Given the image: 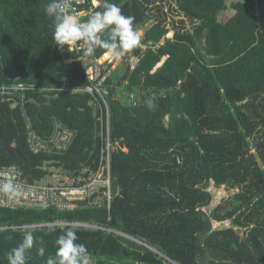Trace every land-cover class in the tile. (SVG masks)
<instances>
[{
    "label": "trees",
    "instance_id": "16d2710c",
    "mask_svg": "<svg viewBox=\"0 0 264 264\" xmlns=\"http://www.w3.org/2000/svg\"><path fill=\"white\" fill-rule=\"evenodd\" d=\"M98 1L102 10L104 0ZM171 1L196 23L173 38L163 19L153 20V0H109L134 18L138 30L154 21L141 39L147 51H132L136 67L119 64L107 82L111 96L133 92L139 100L136 107L111 101L112 135L128 150L113 155L111 207L87 201L63 211L0 207V264H8V252L28 230L43 241L28 260L46 264L55 256L56 238L70 226L13 227L56 221L89 223L142 242L70 227L96 264H264V0L232 4L236 14L226 21L219 16L227 0ZM50 2L0 0V88L59 90L26 92L24 102L22 93L0 94V168H18L31 182L48 178L51 163L70 175L95 170L99 154L92 98L80 91L90 82L83 64L66 62L56 46L45 14ZM56 120L75 132L72 145L60 155L35 153L30 131L47 138ZM211 183L239 190L229 201L233 210L205 211L213 201ZM227 220L232 227L213 229ZM41 246L44 256L36 251Z\"/></svg>",
    "mask_w": 264,
    "mask_h": 264
},
{
    "label": "built area",
    "instance_id": "2783aa9c",
    "mask_svg": "<svg viewBox=\"0 0 264 264\" xmlns=\"http://www.w3.org/2000/svg\"><path fill=\"white\" fill-rule=\"evenodd\" d=\"M70 10L74 9L81 14L82 19H86L91 13L100 11L99 6L94 0H68ZM168 38L169 34L167 35ZM162 43L157 45L154 49H160ZM68 46L62 53L66 54V62H81L85 68L89 86L80 90L87 93L92 98V104L97 113V139H98V160L96 169L92 171L85 170L79 175H70L67 171L59 169L61 174L49 175L48 178L52 180H40L31 182L25 174L15 167L0 168V179H3V174L14 170L17 174L18 181L22 184L26 195L23 199L18 201L8 200L3 194H0V207L3 208H57L58 210H75L79 207H84L85 202H88L90 206H108L111 207L115 195L114 181L112 175V160L113 155L118 150L127 152V148L123 147L120 142L112 135V111L111 101H122L126 104H130L133 107L138 106L139 100L135 93H130L126 96H122L120 93L111 96L109 90L108 79L114 71V61L110 58L105 60V55L99 56L97 49L96 53L92 57H86L82 55L83 49L78 46H74L71 52L67 50ZM143 51H147V46L140 45ZM73 53V54H71ZM71 54L72 56H69ZM128 58V62L132 69H134L139 62V57L135 56L132 52L128 53L125 57ZM122 58V59H123ZM54 92L59 91L56 89H45L33 86L13 85L3 86L0 88V94L5 96H15L22 93V102H24L26 92ZM75 92V90H74ZM76 92H79L76 90ZM20 104V102H19ZM24 107V104H23ZM26 116V113H24ZM28 119V118H27ZM75 138V132L69 128H66L58 120L55 122V129L53 133L43 138L34 131L29 133V143L31 149L35 153H47L50 155H60L66 152L72 145ZM181 163L179 158L177 161ZM89 228V229H101L108 232H114L112 230L99 227L97 225L82 223V222H65L56 221L48 222L40 225H28L23 227H13V229H34V228ZM90 264H96L91 260Z\"/></svg>",
    "mask_w": 264,
    "mask_h": 264
},
{
    "label": "clouds",
    "instance_id": "9594fccd",
    "mask_svg": "<svg viewBox=\"0 0 264 264\" xmlns=\"http://www.w3.org/2000/svg\"><path fill=\"white\" fill-rule=\"evenodd\" d=\"M45 14L53 21V39L60 51L68 46L71 52L78 46L83 49V56L92 57L99 48L106 57L119 62L141 45V33L134 25V18L123 14L122 9L109 0H104L102 10L91 13L86 19L76 10H70L68 0H51ZM3 176L0 194L12 201L23 199L26 192L16 172L12 170ZM36 243L42 245L43 241L35 238L31 230L25 231L21 243L8 252V264H28L27 254ZM55 245V256H49L46 264H90L92 257L87 246L79 242L77 232L70 227L56 238ZM36 251L39 256L45 255L43 246Z\"/></svg>",
    "mask_w": 264,
    "mask_h": 264
},
{
    "label": "rangeland",
    "instance_id": "374dc122",
    "mask_svg": "<svg viewBox=\"0 0 264 264\" xmlns=\"http://www.w3.org/2000/svg\"><path fill=\"white\" fill-rule=\"evenodd\" d=\"M155 4L151 7L152 12L151 15L153 17V20L155 19H163L169 29H172L173 31H189L191 32L194 30V27L196 23L189 21L188 19L184 18L182 14H180L177 9H176V4L174 1L171 0H153ZM242 0H227V10L221 13L219 16V19L221 21H226L227 19L233 17L236 12L232 8V4L241 2ZM264 9V4L259 7V10ZM159 10H162V13L159 12ZM184 22L185 24L183 25L181 22ZM154 24V21L149 22L145 27L142 29H139L142 35L145 33L147 29H149L152 25ZM261 25L264 28V23H261ZM120 63L123 65V68L126 69L128 66V58H123V61H120ZM59 169H50V175H57L61 174V171H58ZM46 180H52V178H44V181ZM209 192L213 196V201L211 205L207 208H205V211L208 212L209 214L216 209L217 207H222V212L225 213L228 208L231 207V210H233V205H229V201L239 192L238 189L235 190H227L225 187H216L214 183H211L209 187ZM232 227V223L230 220L224 221V222H214L213 223V229H226ZM241 236H246L245 231L242 230ZM118 235H121L120 233ZM123 236V235H122ZM93 261V260H92ZM94 263V261H93Z\"/></svg>",
    "mask_w": 264,
    "mask_h": 264
},
{
    "label": "water",
    "instance_id": "95a60500",
    "mask_svg": "<svg viewBox=\"0 0 264 264\" xmlns=\"http://www.w3.org/2000/svg\"><path fill=\"white\" fill-rule=\"evenodd\" d=\"M90 105L93 106L92 103H90ZM96 117H97V113H96V111H94V118L96 119ZM46 168H47V169H60V168H61V164H59V163H51V164H48V165L46 166ZM120 234H121V233H120ZM121 235H123V236H125V237H127V238H129V239H132V240H134V241H137V242H139V243H142V242L138 241L137 239H134V238H132V237H130V236H127V235H125V234H121ZM28 264H33V263H32L31 261L28 260Z\"/></svg>",
    "mask_w": 264,
    "mask_h": 264
},
{
    "label": "crops",
    "instance_id": "0c3cea01",
    "mask_svg": "<svg viewBox=\"0 0 264 264\" xmlns=\"http://www.w3.org/2000/svg\"><path fill=\"white\" fill-rule=\"evenodd\" d=\"M95 1V3L98 5V6H100L101 5V2H99L98 0H94ZM146 32V31H145ZM174 33H175V31H173L172 29H170V33H169V37L170 38H173V36H174ZM144 36V34L142 35V37ZM109 59H110V57H109ZM106 60V59H105ZM166 60V58L163 60V63H164V61ZM120 61H123V59H121ZM120 61L119 62H114L115 64V66H114V68L116 69V67L119 65V64H121L120 63ZM160 66H162V63L158 66V68L160 67ZM114 69V70H115ZM119 92V91H118ZM122 96L124 95V96H126L125 94H123V92L122 91H120L119 92ZM128 94H130V93H128ZM127 94V95H128Z\"/></svg>",
    "mask_w": 264,
    "mask_h": 264
},
{
    "label": "bare ground",
    "instance_id": "6f19581e",
    "mask_svg": "<svg viewBox=\"0 0 264 264\" xmlns=\"http://www.w3.org/2000/svg\"><path fill=\"white\" fill-rule=\"evenodd\" d=\"M107 58H108V57H106V56H105V59H106V60H108V59H109V58H108V59H107Z\"/></svg>",
    "mask_w": 264,
    "mask_h": 264
}]
</instances>
